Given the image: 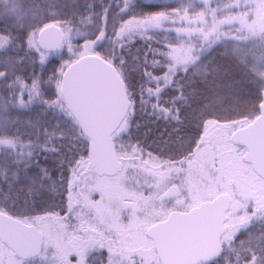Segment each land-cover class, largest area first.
<instances>
[{
  "label": "snow or ice",
  "instance_id": "obj_1",
  "mask_svg": "<svg viewBox=\"0 0 264 264\" xmlns=\"http://www.w3.org/2000/svg\"><path fill=\"white\" fill-rule=\"evenodd\" d=\"M0 92V264H264V0H0Z\"/></svg>",
  "mask_w": 264,
  "mask_h": 264
},
{
  "label": "trees",
  "instance_id": "obj_2",
  "mask_svg": "<svg viewBox=\"0 0 264 264\" xmlns=\"http://www.w3.org/2000/svg\"><path fill=\"white\" fill-rule=\"evenodd\" d=\"M80 2L83 3L84 0H80ZM95 2L97 4H105V5H107V4H113V6H116L119 3H121L122 0H95ZM141 2L142 3H145V4H151V3L157 2V0H141ZM165 2H167V1H165ZM118 15H119V9L117 8V12L113 14V16L115 17V22L117 24L120 23V21L118 19ZM110 30H111V23L109 24V31ZM76 39L78 40L80 38H76ZM159 39H163V37H160ZM82 41L83 40L80 39L79 40V44H81ZM147 44H148V38L147 37L146 38H144V37H134L132 39V41L129 43V46L131 47L132 53L133 54H136L138 50L139 51H146L147 50L146 49V45ZM151 44L156 45L157 44V39L156 38H153L151 40ZM132 45H134V47H132ZM219 55H220V53H216L215 54L216 57H218ZM59 65H60V61L57 58L56 60H54L53 64L49 67L48 74L49 75L51 74V68L52 67L59 68ZM36 71L39 74L40 69L37 67ZM27 72H28V75H31V68L27 69ZM21 74H23V72ZM0 94H2V92H0ZM13 115H15V110H13ZM138 122L143 125L147 121H138ZM152 128H153V133H152V136L153 137L159 136V135H161L165 131L164 123L163 122H160V124H159V131H156V128H157V125L156 124H153L152 125ZM140 135L143 136V130L141 131ZM147 143L148 144H152V139H148L147 140ZM39 159H40V163L42 165L50 167L53 171L55 170V158L50 157L49 159L45 160V158L43 156H41Z\"/></svg>",
  "mask_w": 264,
  "mask_h": 264
},
{
  "label": "rangeland",
  "instance_id": "obj_3",
  "mask_svg": "<svg viewBox=\"0 0 264 264\" xmlns=\"http://www.w3.org/2000/svg\"><path fill=\"white\" fill-rule=\"evenodd\" d=\"M165 1H167V2H172V0H165ZM137 37H139V36H137ZM144 38H146V37H144ZM77 40V39H76ZM80 39H78V41H79ZM74 43H76V41H74ZM80 46H81V48H82V45H83V41L81 42V44H79ZM215 55V54H214ZM220 56V55H219ZM218 56V57H219Z\"/></svg>",
  "mask_w": 264,
  "mask_h": 264
}]
</instances>
